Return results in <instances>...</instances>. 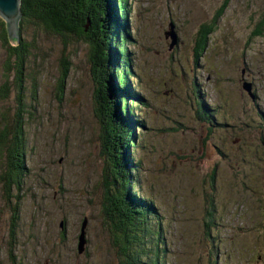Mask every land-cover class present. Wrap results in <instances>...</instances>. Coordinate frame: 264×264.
Returning a JSON list of instances; mask_svg holds the SVG:
<instances>
[{"label":"rangeland","instance_id":"obj_1","mask_svg":"<svg viewBox=\"0 0 264 264\" xmlns=\"http://www.w3.org/2000/svg\"><path fill=\"white\" fill-rule=\"evenodd\" d=\"M224 4L196 61L199 28ZM127 8L128 29L119 26L118 47H127L122 56L131 64V88L139 91V99L129 98L140 102L133 106L136 144L120 164L137 167L133 177L157 212L152 219L165 241L158 264H211L215 255L218 264H264V33H252L264 0H127ZM110 21L105 14L107 35ZM171 22L178 42L170 48ZM20 31L26 172L13 237L9 205L15 200L4 198L0 180V264H16L12 258L21 264H118L100 211L104 160L89 45L76 37L65 42L34 24L22 23ZM5 48L0 38V130L17 106L14 56ZM63 56L70 71L60 91ZM245 82L252 83L255 100ZM104 101L114 104L113 96ZM5 159L2 150L1 174ZM84 217L88 241L80 254ZM141 254L138 264H149L153 251Z\"/></svg>","mask_w":264,"mask_h":264},{"label":"trees","instance_id":"obj_2","mask_svg":"<svg viewBox=\"0 0 264 264\" xmlns=\"http://www.w3.org/2000/svg\"><path fill=\"white\" fill-rule=\"evenodd\" d=\"M225 7L226 4L217 11L210 22L201 24L194 48L196 61L205 51L209 35L215 30L218 18ZM20 9L19 30L22 23L34 24L38 28L59 35L65 42L69 37H76L88 43L92 60L91 72L98 84L94 92L93 108L99 122L100 155L104 160L102 182L104 193L100 211L113 234V244L119 251L118 264H138L142 257L141 252L146 248L149 252L153 251L149 264H158L165 241L161 237L160 222L152 219L157 212L153 209L152 203L148 202L146 196L141 193L137 180L133 177L132 172L137 170V167L120 164L122 160L131 158V151L136 144L135 128L138 120L133 117L135 112L133 106L140 102V100H133V97L139 99V91L136 87L131 88L133 79L131 64L127 57L122 56L126 53L127 47H118L119 26L122 29H128L127 0H20ZM105 14L111 20L109 35L106 34L107 31L103 26ZM252 33L254 35L264 33V9ZM0 38L6 47L7 54L14 56L13 83L16 88L17 106L11 119L0 130V152L3 150L6 156L2 167L5 168L4 175L0 173L3 195L9 202L15 200L13 205H9L10 237H13L16 221L19 218L21 199L16 200L14 197L11 199L9 178L14 172L20 188L26 172L23 157L25 132L20 108L23 90L22 62L26 55V48L21 31L18 41L9 39L7 26L2 17ZM9 68L10 64L7 61V69ZM69 71V61L66 56H63L57 83L60 91L63 90ZM7 82L8 79L2 85L3 90L7 89ZM116 84L122 89H117ZM129 95L133 97L129 98ZM111 96L114 98V104L107 107L104 99ZM200 105L198 101V106ZM201 110L200 106L198 111ZM261 113L264 117V113ZM204 120L210 121L211 116H205ZM212 207L213 200L208 203L209 218L213 220L216 211ZM62 229L66 230V226ZM64 234L66 233L63 231ZM144 244L146 247L143 246ZM212 257L211 264H218L217 255ZM12 260L16 264H21L15 258Z\"/></svg>","mask_w":264,"mask_h":264},{"label":"water","instance_id":"obj_3","mask_svg":"<svg viewBox=\"0 0 264 264\" xmlns=\"http://www.w3.org/2000/svg\"><path fill=\"white\" fill-rule=\"evenodd\" d=\"M20 0H0V16L5 20L8 36L10 40L18 41V21L20 17ZM170 34L175 42V33L170 31ZM246 83V84H245ZM244 87L250 89V84L245 82ZM87 224V218L84 217L81 226L80 233L78 235L77 251L81 253L84 250L85 239V227ZM62 226V222H60Z\"/></svg>","mask_w":264,"mask_h":264},{"label":"flooded vegetation","instance_id":"obj_4","mask_svg":"<svg viewBox=\"0 0 264 264\" xmlns=\"http://www.w3.org/2000/svg\"><path fill=\"white\" fill-rule=\"evenodd\" d=\"M253 93H254V90H253ZM254 95H255V93H254ZM255 99H256V96H255ZM254 99V100H255ZM200 102V101H199ZM201 103V102H200ZM201 106V105H200ZM200 106H198V108H197V111H198V109H199V107ZM241 139V137H236L235 138V140L237 141V140H240ZM10 180V183H11V199L14 197L16 200H20L21 199V194H20V191H21V188H22V184H21V186H20V188L18 187L19 186V183H18V179H17V177H16V174H14V172H12V174H11V176H10V178H9ZM1 187H2V189H3V185H2V182H1ZM66 222L65 221H62V226L60 225V227L61 228H65V226H66V224H65ZM262 229V228H261ZM80 233V232H79ZM88 241V240H87ZM258 255H260V256H263V253H260V252H258Z\"/></svg>","mask_w":264,"mask_h":264},{"label":"bare ground","instance_id":"obj_5","mask_svg":"<svg viewBox=\"0 0 264 264\" xmlns=\"http://www.w3.org/2000/svg\"><path fill=\"white\" fill-rule=\"evenodd\" d=\"M19 7H20V3H19ZM20 18H21V9H20V17H19V20H20ZM171 23H172L171 24L172 31L175 33V42H173V38H172V40H171L172 42L170 44V48H171V45L174 47L177 44V42H178V36H177V33H176L177 31L175 29V24L173 22H171ZM17 33H19V21H18V32ZM18 37H19V34H18ZM249 84H250V89L248 90L245 87H244V89L249 93V95L251 96V98L254 100L255 99V95L253 93V85L250 82H249ZM86 218H87V224H88V217H86ZM87 224H86V227H85V239H86V242L84 244V250L81 253H83L85 251V247H86V244H87V237H86Z\"/></svg>","mask_w":264,"mask_h":264}]
</instances>
